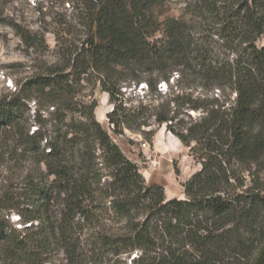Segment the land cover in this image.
Returning a JSON list of instances; mask_svg holds the SVG:
<instances>
[{"label":"trees","instance_id":"trees-1","mask_svg":"<svg viewBox=\"0 0 264 264\" xmlns=\"http://www.w3.org/2000/svg\"><path fill=\"white\" fill-rule=\"evenodd\" d=\"M172 1L62 0L64 63L0 100V264H264V0H185L177 16ZM189 80L205 94L154 107L201 165L169 200L112 134L153 109L127 107L123 84L162 95L161 82ZM26 101L50 116L34 131ZM192 111L203 117L176 122Z\"/></svg>","mask_w":264,"mask_h":264},{"label":"rangeland","instance_id":"rangeland-1","mask_svg":"<svg viewBox=\"0 0 264 264\" xmlns=\"http://www.w3.org/2000/svg\"><path fill=\"white\" fill-rule=\"evenodd\" d=\"M184 1L174 0L169 3L171 15L177 16L184 12L186 7ZM70 5L71 3H63L62 0H0V100L11 98L21 84L28 78L43 73L47 67L55 63H64L60 47L63 37L66 36L63 35L61 23L65 15H71ZM258 45L264 46V40ZM174 77L178 80L176 74ZM189 81L192 85L188 81L181 87H177V83L172 81L170 88L165 84L166 89H163L162 95L153 93L146 83L123 84L122 92L127 107L136 110L144 101L145 105H151L153 109L146 110L143 118L134 124L133 130L125 129L124 136L119 137L111 133L107 119L108 113L112 112L114 107L109 95L100 88L96 89L94 94L98 102L97 119L112 134L124 153L138 164L146 181L149 184H160L165 188L169 200L185 199L183 185L201 170V165L190 148L185 147L169 132L165 124L157 122L154 107L162 105L177 91L185 94L193 92L194 96L205 94L198 84ZM85 91L90 93V87L85 88ZM228 95L229 97H221L222 101L230 99L227 106L235 99L234 94L226 91V96ZM208 96L211 97L210 94ZM21 107L30 119L32 131L40 126L34 122L38 112L43 119L50 118L48 110L43 108L39 110L34 101H26ZM190 114L193 121L185 115H179L176 122L183 120V126L189 127L203 117L201 112L192 111ZM149 132L153 133L151 137L143 135ZM145 143L150 146V150L144 153L142 145ZM153 162L157 163L156 166ZM3 173L2 177L5 176L6 169ZM12 223L21 228L19 216L15 213H12Z\"/></svg>","mask_w":264,"mask_h":264},{"label":"built area","instance_id":"built-area-1","mask_svg":"<svg viewBox=\"0 0 264 264\" xmlns=\"http://www.w3.org/2000/svg\"><path fill=\"white\" fill-rule=\"evenodd\" d=\"M165 84H166V83H163V84H161V85L159 86L161 91H163V89H166V88H165ZM142 149H143V151H144V153H145V152H147L148 150H150V146H149L148 144L145 143V144L142 145ZM147 158L150 159V156H148ZM156 164H157L156 162H153V165H154V166H156Z\"/></svg>","mask_w":264,"mask_h":264}]
</instances>
